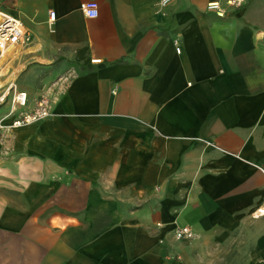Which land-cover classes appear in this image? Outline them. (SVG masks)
I'll use <instances>...</instances> for the list:
<instances>
[{
  "label": "crops",
  "instance_id": "1",
  "mask_svg": "<svg viewBox=\"0 0 264 264\" xmlns=\"http://www.w3.org/2000/svg\"><path fill=\"white\" fill-rule=\"evenodd\" d=\"M86 1L0 0L50 111L0 131V264H264V0Z\"/></svg>",
  "mask_w": 264,
  "mask_h": 264
},
{
  "label": "built area",
  "instance_id": "2",
  "mask_svg": "<svg viewBox=\"0 0 264 264\" xmlns=\"http://www.w3.org/2000/svg\"><path fill=\"white\" fill-rule=\"evenodd\" d=\"M169 1L160 0L159 3L165 5ZM243 2L242 0L224 1L225 4L233 8H239ZM206 9L219 15H223L225 12L219 1L207 3ZM81 11L86 17H96L98 4L93 0L83 2ZM54 18V11H49V20L53 21ZM30 45L31 36L25 30L20 18L0 7V106L9 104V110L4 117L14 116L9 125H3L0 121V131L3 128H17L31 124L50 115L49 101L44 94L34 98L32 108L26 110L29 101L28 94L16 86V66ZM176 50L179 51V49ZM260 215H264V203L253 212L254 217ZM193 236L189 226H182L175 231V237L178 240H188Z\"/></svg>",
  "mask_w": 264,
  "mask_h": 264
}]
</instances>
